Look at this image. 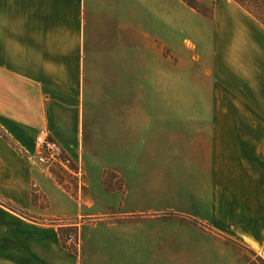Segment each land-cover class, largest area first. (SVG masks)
Returning a JSON list of instances; mask_svg holds the SVG:
<instances>
[{
	"label": "crops",
	"instance_id": "obj_1",
	"mask_svg": "<svg viewBox=\"0 0 264 264\" xmlns=\"http://www.w3.org/2000/svg\"><path fill=\"white\" fill-rule=\"evenodd\" d=\"M212 2L205 51L199 44L209 102L192 105L191 131L180 136L190 145L185 204L210 229L172 234L166 221H125L137 212L132 194L108 192L102 171L74 196L23 151L34 153L47 131L73 160L97 164V145L111 144L118 171L117 144L135 142L136 123L148 127L143 142H163L165 116L137 114L161 110L135 103L136 37L161 57L156 40L180 31L183 1L0 0V128L11 140L0 133V264H246L228 240L264 257V26L233 0ZM150 192L144 185L143 201ZM111 213L124 221L85 226L78 252L44 223Z\"/></svg>",
	"mask_w": 264,
	"mask_h": 264
},
{
	"label": "rangeland",
	"instance_id": "obj_2",
	"mask_svg": "<svg viewBox=\"0 0 264 264\" xmlns=\"http://www.w3.org/2000/svg\"><path fill=\"white\" fill-rule=\"evenodd\" d=\"M190 1L204 5L203 10L207 14H210L212 9L214 10L212 0H208L207 3L203 0ZM183 5L184 10L179 12L180 16L176 17H181L180 31H168L166 39L156 40L155 49L156 51L157 48L161 49V57H158L156 52L145 51L143 45L145 40L136 37L135 103L155 104L156 109L161 110L137 114L155 115L156 120L160 116L163 120V116H165L166 124L163 125L166 133L165 140L160 143L143 142L141 135L148 127L143 122H139L136 123L135 142L117 144L123 153H120V159L117 160L118 171L111 167L112 156H114L111 152L112 145L105 143L97 145L96 148V151L99 148L102 150L100 162L92 164L86 156L85 161L90 165V169L87 168L84 158L78 161L71 158L73 160L72 169L76 173L81 171L82 175L76 176L61 168H52L50 171L55 180L74 196L79 195L81 186L85 188L88 184V174L90 173L93 184L98 185L102 171V183L108 192L123 191L126 193L129 189L132 194L130 205L132 204L131 207L137 212L127 215L128 218L124 219L125 221H152L154 219L166 221L167 232L172 234L184 232L181 225L194 226L200 232H207L210 229L206 224L193 218L190 208L185 204L190 195L192 180L191 159L187 155L190 145L180 140V136H189L191 131L190 120L194 118L195 114L191 112L192 105L202 107L209 102L207 95L209 83L207 81L206 58L201 51V45L199 46L200 42L203 43L202 50L205 51V20L201 14L184 2ZM174 9L171 11L174 12ZM151 72H161L164 78L150 80ZM199 114L201 113L199 112ZM200 149L203 153L201 146ZM200 180H202L201 177ZM144 185L150 187L151 192L147 200L143 201ZM118 216L111 213L102 220L91 221L92 219L76 217L49 219L44 223L54 225L58 232L60 226L64 227L66 230L64 242L70 248L78 249L79 233L85 226L124 221L120 215ZM34 220L42 223L37 219ZM228 243L245 260V256H250L244 249V244L236 240H228ZM181 257L183 262L185 256L181 255Z\"/></svg>",
	"mask_w": 264,
	"mask_h": 264
},
{
	"label": "built area",
	"instance_id": "obj_3",
	"mask_svg": "<svg viewBox=\"0 0 264 264\" xmlns=\"http://www.w3.org/2000/svg\"><path fill=\"white\" fill-rule=\"evenodd\" d=\"M23 154L30 163L48 171H51L52 168H61L76 176L82 175L81 171L74 172L72 169L73 160L67 155L61 144L47 131H42L37 136L34 153L23 151Z\"/></svg>",
	"mask_w": 264,
	"mask_h": 264
},
{
	"label": "trees",
	"instance_id": "obj_4",
	"mask_svg": "<svg viewBox=\"0 0 264 264\" xmlns=\"http://www.w3.org/2000/svg\"><path fill=\"white\" fill-rule=\"evenodd\" d=\"M238 6L242 7L244 10H246L248 13H250L260 24L264 26V0H233ZM183 2L188 5L190 8L194 9L199 14L206 16V17H213L214 10L210 12V14H207L204 12L202 5L199 2L192 3L190 0H183ZM0 133L9 141L10 138L6 135V133L0 128ZM12 144L18 148L17 145H15L13 142ZM39 197L38 195L34 194V202L38 203ZM66 230H64V227L60 226V237L62 240V245L64 248L70 250L71 252H78V249L70 248L67 243L64 242V236H65ZM244 249L250 254V256H245L246 258V264H264V257L259 255L254 249L250 248L249 246L243 245Z\"/></svg>",
	"mask_w": 264,
	"mask_h": 264
}]
</instances>
